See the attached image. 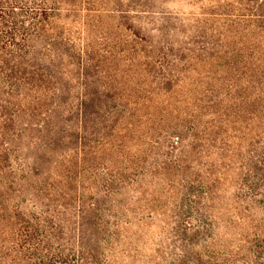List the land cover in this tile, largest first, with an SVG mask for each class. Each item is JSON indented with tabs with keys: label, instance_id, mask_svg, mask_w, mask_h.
I'll return each mask as SVG.
<instances>
[{
	"label": "trees",
	"instance_id": "obj_1",
	"mask_svg": "<svg viewBox=\"0 0 264 264\" xmlns=\"http://www.w3.org/2000/svg\"><path fill=\"white\" fill-rule=\"evenodd\" d=\"M259 175L264 0H0V264H108L150 201L197 235Z\"/></svg>",
	"mask_w": 264,
	"mask_h": 264
},
{
	"label": "rangeland",
	"instance_id": "obj_2",
	"mask_svg": "<svg viewBox=\"0 0 264 264\" xmlns=\"http://www.w3.org/2000/svg\"><path fill=\"white\" fill-rule=\"evenodd\" d=\"M164 8L169 12L189 11L178 2H168ZM92 50L101 53L121 49ZM263 179L260 175L256 179L248 177L245 187L243 183L234 188L224 184L216 190L211 219L197 235L188 237L178 229L173 236V204L161 207L150 201L153 209L137 210L132 225L115 233L105 232L99 242L92 238L91 244L104 253L108 264H264V242L260 241L264 238ZM248 185L250 190L246 189ZM250 252L258 258L252 260Z\"/></svg>",
	"mask_w": 264,
	"mask_h": 264
}]
</instances>
